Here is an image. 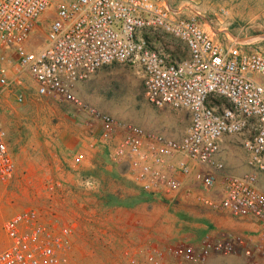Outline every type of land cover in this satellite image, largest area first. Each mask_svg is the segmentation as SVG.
Masks as SVG:
<instances>
[{"label": "built area", "instance_id": "2783aa9c", "mask_svg": "<svg viewBox=\"0 0 264 264\" xmlns=\"http://www.w3.org/2000/svg\"><path fill=\"white\" fill-rule=\"evenodd\" d=\"M170 13L164 0H0V89L21 90L26 75L38 97H56L81 110L98 131L94 144L104 158L122 167L141 193L165 202L181 190L174 175L191 174L189 162L200 167L199 186L208 193L223 168L214 160L222 137L243 136L252 171L222 177L216 198L198 194L197 200L235 218L251 217L257 230L247 236L220 233L198 245L179 242L168 253L184 264L204 263L210 254L264 264V192L257 179L264 172V53L245 42L221 44L194 20ZM48 17L41 35L38 21ZM157 33L182 43L187 55L175 59L174 47L170 53L154 47ZM114 63L138 67L143 97L152 107L189 113L180 138L134 124L118 128L111 115L83 104L75 83ZM82 160L76 155L74 163ZM14 174L0 126V185ZM77 230L55 204L20 210L2 224L0 264H76Z\"/></svg>", "mask_w": 264, "mask_h": 264}, {"label": "rangeland", "instance_id": "374dc122", "mask_svg": "<svg viewBox=\"0 0 264 264\" xmlns=\"http://www.w3.org/2000/svg\"><path fill=\"white\" fill-rule=\"evenodd\" d=\"M164 1L172 17L194 20L219 43L245 42L264 53V0ZM49 20L38 21L41 35ZM151 43L169 53L174 47L175 59L187 55L184 45L169 35L157 33ZM10 62L8 67L13 69ZM24 78V90L0 89V126L15 163L12 180L0 185V252L6 244L5 220L20 210L45 209L52 203L77 224L76 264H132L131 259L133 264H184L168 253L175 243L159 251L161 259L152 251H144L141 260L133 256L130 240L133 229H138L135 221H143L153 204L165 202L141 193L123 168L101 152L93 158L86 156L88 138H98L88 117L56 97H33L34 85L26 75ZM75 94L83 104L108 113L115 122L133 119L136 125L159 109L144 99L137 66L114 63L102 67L78 80ZM19 95L21 102L17 101ZM29 100L51 103H24ZM79 154L83 160L75 164ZM210 237L202 234L197 245ZM191 264H243V259L210 254L204 263Z\"/></svg>", "mask_w": 264, "mask_h": 264}, {"label": "crops", "instance_id": "0c3cea01", "mask_svg": "<svg viewBox=\"0 0 264 264\" xmlns=\"http://www.w3.org/2000/svg\"><path fill=\"white\" fill-rule=\"evenodd\" d=\"M104 77V75H103ZM33 84V83H32ZM34 85V84H33ZM21 90H24L22 88ZM33 97H38L33 88ZM24 103H51L47 100H29ZM190 122V115L184 109L159 108L158 112L148 115L145 120L136 123L147 131L159 133L167 138L178 139L183 135ZM133 124V119L116 122L118 128ZM135 125V124H134ZM89 147L83 151L88 157L98 156L101 150L94 146V138H88ZM243 136L230 135L222 137L219 152L214 160L221 163L223 168L217 171V180L213 188L205 193L199 186L200 167L189 162L192 171L188 177L180 174L174 176L181 181V190L173 201L164 204H154L146 212L143 221L136 220L137 230L133 229L131 251L133 256L141 260L144 251L158 252L168 243L187 242L197 244L202 237L217 236L220 233L238 235H253L257 225L253 218H235L226 210L213 209L197 200V195L218 196L222 177L226 175H242L251 172L248 165L249 154L242 146ZM91 145V147H90ZM259 189L264 192V172L258 174ZM137 196L133 195V199ZM210 237V238H211ZM5 238V237H4Z\"/></svg>", "mask_w": 264, "mask_h": 264}]
</instances>
